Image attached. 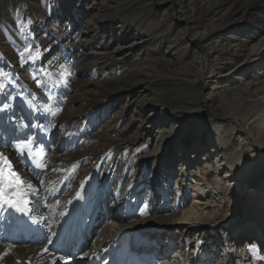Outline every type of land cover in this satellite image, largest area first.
<instances>
[{
  "label": "bare ground",
  "instance_id": "6f19581e",
  "mask_svg": "<svg viewBox=\"0 0 264 264\" xmlns=\"http://www.w3.org/2000/svg\"><path fill=\"white\" fill-rule=\"evenodd\" d=\"M95 1L56 5L65 35L43 38L49 55L30 69L2 59L18 88H0V153L33 188L23 189L26 218L0 205V264L261 263L264 182L246 174L264 172V0H193L183 24L188 34L201 27L190 37L200 62L192 80L151 78L130 63L142 39L134 28L152 4ZM46 70L56 78L38 76ZM177 85L196 92L178 109L199 121L163 102ZM218 104L222 113H212ZM25 139L31 158L15 147ZM133 144L146 147L123 159ZM98 206L109 209L90 228ZM151 220L154 229H140ZM165 239L171 256L157 260Z\"/></svg>",
  "mask_w": 264,
  "mask_h": 264
},
{
  "label": "rangeland",
  "instance_id": "374dc122",
  "mask_svg": "<svg viewBox=\"0 0 264 264\" xmlns=\"http://www.w3.org/2000/svg\"><path fill=\"white\" fill-rule=\"evenodd\" d=\"M64 1L65 0H0V88L9 85L11 88H18L16 81L11 80L12 77L8 76L9 71L5 72L2 60L3 57L11 61H16V63H18V65L22 68L26 66V69H28V66H32L34 64L35 59L44 58L46 53L49 55L51 47L44 43L40 44V42H43V38L50 37L52 39L50 42H53V39L57 40L59 39V36L65 35L66 29L64 30L62 24L56 20V26L54 25L56 5ZM102 2L105 1L97 0L94 2V6L96 7V5L98 6V4ZM132 2H137V7L142 6L144 2L152 4L153 14L151 19L149 15L144 17V22L141 26L137 27L138 29L134 28V37L138 38L141 36L142 39H138L141 43L138 45L134 54L129 58L130 63L137 68L143 69L145 73L147 72L146 75L149 74L151 78L159 76L173 78L171 80H180L183 79L184 76L189 80L194 79L197 76V70L199 69L200 62L199 59L196 58L198 57L197 51H195V49L191 46L190 37L192 35L194 36L201 27L195 25L192 27L189 34L188 31L186 33L183 31L184 19L186 17L190 18L192 15L191 8L193 0H182L184 3H175L174 6L170 5V2L174 3L176 0H117L114 4H126L125 7H127L129 4H133ZM75 5L79 7L78 2H76ZM37 34H39V36ZM173 41L175 42L173 43ZM188 42L189 44H186ZM58 48L59 47L56 49L58 50ZM35 49L39 50V56H37V58L34 54H31V51ZM32 57H35V59H32ZM43 75L44 76H42V73L38 74V76L45 79L56 78L55 75L48 70H46ZM28 76L31 77V73L27 71L22 75L24 79L29 78ZM211 86L212 85L205 90L204 94L211 91ZM153 88L155 89V91L153 90V93L158 94L160 90L158 85H153ZM169 89H171V91H166L169 97L164 98L163 102H165L166 106L171 108L174 107L173 109H178L181 105H185V103L181 100L194 96V93H196H189V89L182 85L172 86ZM74 96L78 95L76 94ZM16 97H18V100L15 101V105H20L24 100V95H17ZM190 100L191 99H189V101ZM178 110L181 114L192 116L195 121H199V119L196 118L199 112H193L192 110H186L183 108H179ZM197 110L200 109H196L194 111ZM187 112L193 113L187 114ZM212 113H222L219 104L213 107ZM111 116L112 114L109 115V117ZM157 127L158 126L155 125L154 130L156 133L158 131ZM132 133H134V131ZM155 135L153 137H156ZM243 143L245 145L248 144L247 140H243ZM144 146L133 144V146L129 148H123V150H121L123 159L129 160L132 156L142 152ZM174 148L175 150L178 149L177 146ZM118 158L120 159V157ZM173 173H176V169ZM250 173L251 172H248L246 174V177L251 179L250 182L257 183V185L264 182V172L256 173L255 175L257 177L254 179L250 176ZM189 194H191L190 191ZM242 207L243 206L240 207L241 212L243 210ZM250 207L251 205L249 208ZM96 225L97 228H99L101 224L100 222H97ZM142 225L143 226L139 225L140 229H154L158 225V222L156 221V223H154V221L151 220L143 223ZM134 228L129 229L128 232L131 233ZM256 230L262 237H264V225L258 227ZM172 234V241L175 240V243L180 242V238L177 237L176 233ZM233 251V254L237 253L235 250ZM219 254L221 255V251H219ZM229 259H232L231 255L229 256Z\"/></svg>",
  "mask_w": 264,
  "mask_h": 264
},
{
  "label": "snow or ice",
  "instance_id": "6c2138e0",
  "mask_svg": "<svg viewBox=\"0 0 264 264\" xmlns=\"http://www.w3.org/2000/svg\"><path fill=\"white\" fill-rule=\"evenodd\" d=\"M32 59H35V57H32ZM37 83L39 85V81ZM33 143L32 139H25L15 147L20 155L23 156L27 152L31 158V146ZM36 166L42 171L46 167L42 163H37ZM25 186L28 189L33 188V185L28 184L22 179L20 174L15 170L12 161L3 153H0V205H6L15 208L17 211L26 212L30 201L24 198L27 195V192L23 190ZM77 196H79V193H77ZM44 251L47 252L48 249H44ZM249 252L252 253L253 258H256L257 253L254 247H250Z\"/></svg>",
  "mask_w": 264,
  "mask_h": 264
}]
</instances>
